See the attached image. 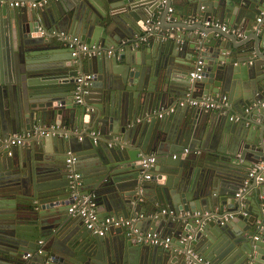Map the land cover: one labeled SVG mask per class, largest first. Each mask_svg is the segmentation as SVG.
I'll use <instances>...</instances> for the list:
<instances>
[{"label": "water", "instance_id": "1", "mask_svg": "<svg viewBox=\"0 0 264 264\" xmlns=\"http://www.w3.org/2000/svg\"><path fill=\"white\" fill-rule=\"evenodd\" d=\"M12 1L0 0V264H264V181L245 184L264 163V0ZM62 34L114 56L75 57ZM209 97L228 104H190ZM72 171L100 219L136 222L88 229L69 213Z\"/></svg>", "mask_w": 264, "mask_h": 264}, {"label": "built area", "instance_id": "2", "mask_svg": "<svg viewBox=\"0 0 264 264\" xmlns=\"http://www.w3.org/2000/svg\"><path fill=\"white\" fill-rule=\"evenodd\" d=\"M52 0H38L36 2H28L27 0H13L10 5L12 7H22L25 5H28L29 7L33 9H43L47 7ZM173 10L170 9V12ZM264 17V12L261 13L260 17H258L257 22H262ZM209 24V23H208ZM211 25L219 26L216 23H211ZM221 28L224 31H227V26H221ZM61 38H63L67 42V46L69 49L73 51V56L82 55L87 58L91 57H100L104 54H108L109 56H114L113 50H105L101 46L96 45H89L87 43L82 42L79 36L77 35H68V34H62ZM202 63L199 62L198 66L193 70V72L190 73V78L192 80L201 79V68ZM94 75L91 73H85L77 77L76 79V102L82 103V95L84 93V87L89 83V81H92L94 79ZM192 106H198L202 107L205 110H211V111H218L222 109L224 106H226L227 103V97H222L219 99V101L212 100L209 98H204L202 100H193L190 102ZM183 105V103H182ZM264 106V105H263ZM173 111V110H171ZM161 117V116H160ZM58 129V128H57ZM55 130V129H54ZM75 133H78V131H74ZM48 133H43L42 135H45ZM32 136V132H18L15 134H12L10 137V140H8L9 146L12 147H22L26 144V141L28 138ZM82 140V138H80ZM94 142L97 143V140L94 139ZM191 153L189 149H185L182 153L177 154L174 156L176 158L178 155H180L182 158H185ZM76 161V158L73 154L69 155L66 163L69 167H72ZM157 164V158L154 155H151L147 158H144L140 165L142 168L148 173L145 176L146 180H150L151 173L153 172V169L156 167ZM81 175L78 171H72V174L70 175L71 179V205L69 208V213L73 216H77L83 219L85 224L87 225L88 229L93 230L99 235H105L106 232L110 228H120L123 226H131L133 222H136V219H126L123 217L115 218V217H105L103 219H100L99 213H98V204L95 198V195L93 193H83L81 192V188L83 187V183L81 181ZM252 179H255V182L257 184H260L264 181V163L263 164H256L248 173V179L245 181V184L248 185L249 182L252 181ZM245 189H241L237 196ZM164 214L167 213V210L162 211ZM143 217V216H141ZM235 216L229 215L225 217V220H231ZM133 235H136L138 242H143L149 245L159 246L163 248H168L171 244V238H163L159 234L154 233H148L145 236L142 234L141 230L138 228H134L132 233ZM255 240H258V237H255ZM42 244V242H40ZM28 257H31L32 254H28ZM200 263L209 264V262H206L204 258L195 256Z\"/></svg>", "mask_w": 264, "mask_h": 264}, {"label": "crops", "instance_id": "3", "mask_svg": "<svg viewBox=\"0 0 264 264\" xmlns=\"http://www.w3.org/2000/svg\"><path fill=\"white\" fill-rule=\"evenodd\" d=\"M20 147H21V146H20ZM229 215H234V214H229ZM229 215H228V216H229ZM234 216H235V215H234ZM132 237H135V236L133 235Z\"/></svg>", "mask_w": 264, "mask_h": 264}, {"label": "flooded vegetation", "instance_id": "4", "mask_svg": "<svg viewBox=\"0 0 264 264\" xmlns=\"http://www.w3.org/2000/svg\"><path fill=\"white\" fill-rule=\"evenodd\" d=\"M97 140V139H96ZM97 142H98V140H97ZM95 198H96V196H95ZM96 201H97V198H96ZM97 204H98V201H97Z\"/></svg>", "mask_w": 264, "mask_h": 264}]
</instances>
